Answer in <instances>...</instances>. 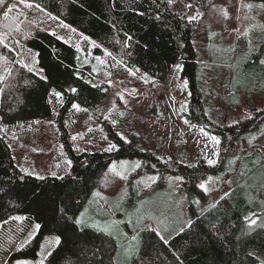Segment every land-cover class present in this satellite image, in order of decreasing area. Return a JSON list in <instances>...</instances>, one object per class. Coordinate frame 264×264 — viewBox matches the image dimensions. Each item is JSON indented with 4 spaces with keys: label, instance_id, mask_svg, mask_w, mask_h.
<instances>
[{
    "label": "trees",
    "instance_id": "trees-1",
    "mask_svg": "<svg viewBox=\"0 0 264 264\" xmlns=\"http://www.w3.org/2000/svg\"><path fill=\"white\" fill-rule=\"evenodd\" d=\"M184 1L191 10L199 11L212 2H222L227 7L229 25L236 20L237 0ZM7 2L19 7L10 14L18 17L15 25L11 20L0 21L5 22L0 32H12L1 33L4 42L0 44V120L11 130L19 124L50 119L56 110L60 140L72 159V172L43 179L24 174L14 163L7 139L0 134V264H11L16 258L34 259L46 235L59 237L60 244L44 258V264H116L115 237L93 226L86 225L81 231L69 219L77 217L94 190L112 191L117 179L109 171L112 161L139 159L140 166L133 176L157 173L156 186L162 184L167 172L180 175L181 189L190 199L203 197L200 181L207 174L217 173L222 160L215 165L200 160L190 166L176 160L163 162L142 148L135 135L128 142L115 138L117 147L111 152L74 153L64 126L65 116L74 104L96 106L107 97L110 86L105 82L93 85L95 71L83 63L79 51L49 27L33 28L37 6L94 43L95 55L116 57L156 82H163L172 67L179 64L180 77L186 79L189 89L191 119L206 125L192 44L198 21L175 12L169 0H26L31 8L17 0ZM21 23H31V32L22 44L36 54L44 79L20 64H11L9 48L18 47L13 32ZM261 59L264 43L253 56L256 67ZM261 68L264 71V65ZM256 119L264 122V110L256 114ZM209 131L226 133L218 127ZM233 138L234 135L230 139ZM258 206V202L248 201L243 187L236 186L202 212L190 208L189 224L169 239H161L149 227L141 230L139 249L128 264H261L251 251L264 257V227L256 224L250 228L248 218L252 217L247 215ZM18 214L24 219L13 218ZM33 222L40 225L37 234L17 250L19 239Z\"/></svg>",
    "mask_w": 264,
    "mask_h": 264
},
{
    "label": "rangeland",
    "instance_id": "rangeland-1",
    "mask_svg": "<svg viewBox=\"0 0 264 264\" xmlns=\"http://www.w3.org/2000/svg\"><path fill=\"white\" fill-rule=\"evenodd\" d=\"M169 1L175 12L199 24L192 44L197 83L208 119L206 125H201L194 117L191 119L189 89L186 79L180 77L179 64L174 65L167 78L159 83L127 67L116 57L95 55L94 43L68 25L65 27V22L40 6H37V23L33 24V28L49 27L81 53L83 63L96 73L93 85L105 82L110 86L107 97L96 106L85 108L74 104L65 116L64 126L68 129L69 145L74 153L111 152L117 147L115 138L128 142L135 135L142 148L163 162L176 160L190 166L200 160L206 163L212 160V165L222 160L217 173L207 174L200 181L199 184L204 185L201 188L203 197L190 199L181 189L180 175L167 172L162 184L156 186L157 173L133 176L140 166L139 159L112 161L109 171L117 178L110 188L112 191L94 190L77 217L84 213L87 226L114 225L112 236L118 242L116 264H127L125 251L132 254L138 251L141 230L149 227L159 232L163 240L169 239L189 224L190 208L202 212L236 186L244 188L249 202L260 204L247 215L264 227V122L256 119V114L264 110V71L261 68L264 59L259 60L258 67L253 61L254 54L264 43V8L260 7L264 3L237 0L236 20L230 26L227 7L222 2H212L199 11L191 10L184 0ZM249 4L251 8L247 7ZM12 5L19 7L6 3V6ZM5 11L6 7L0 8V21ZM4 23L0 22L2 31ZM30 24H17L19 30L15 28L13 32L18 47L9 48L11 64L27 65L25 69L31 68V72L44 77L36 54L22 44L31 32ZM1 33L12 34L9 31ZM56 97L59 101V96ZM56 115L57 111L53 110L50 119L19 124L11 130L0 120V134L7 139L14 163L24 174L46 178L72 172V159L60 140ZM211 127L221 128L226 133L210 132ZM113 166L115 171H112ZM35 225L31 223L21 236L17 250L34 239L38 232ZM55 238V235H46L34 259L16 258L11 264H40L57 245ZM251 253L260 263L264 261L262 255L253 250Z\"/></svg>",
    "mask_w": 264,
    "mask_h": 264
},
{
    "label": "snow or ice",
    "instance_id": "snow-or-ice-1",
    "mask_svg": "<svg viewBox=\"0 0 264 264\" xmlns=\"http://www.w3.org/2000/svg\"><path fill=\"white\" fill-rule=\"evenodd\" d=\"M19 2L23 3L24 4V7L25 8H31L32 7V4L30 3H27L26 0H19ZM0 7H6V11L3 13V18L7 21V20H11L12 23L15 25V22L16 20L18 19V17H13L11 16L10 14L15 10V7L16 5H12V6H6L5 4V0H0ZM190 7V5H189ZM248 8H251L252 5L249 4L247 5ZM261 8H264V4L260 5ZM65 27H67V25H65ZM16 29L19 30V26L16 25ZM74 31V30H73ZM130 39V38H129ZM3 36L0 35V44H3ZM5 47H7V45H5ZM24 67H27V65H24ZM28 71L31 72L32 69L31 68H28ZM42 79H44V77H41ZM55 95L59 96L58 93H56ZM211 139L215 142V143H219V141L215 138V137H211ZM114 147V146H112ZM109 151L111 150V147L108 149ZM209 164H212L213 161L212 160H209L208 161ZM112 171H115V166H113V169ZM27 174V173H26ZM53 175H55V173H53ZM117 175H119V173H117ZM38 179H43V177H37ZM201 188H204V185H200ZM205 191H207V189H205ZM94 195L98 196L99 193H95ZM14 219H17V220H22L24 219L23 217H15ZM72 222L73 225H75V227H77L78 229H80L81 231H83L84 227L86 226V222L84 220V213H81V215L79 217H70L69 218ZM249 219V224L248 226L251 228L253 226H255L257 224V221L255 219H252V218H248ZM114 225H108L106 227H103V228H100L99 226H96V230L100 231V232H103L107 235H112V229H113ZM35 228L36 229H39L40 228V225L37 224L35 225ZM158 236H160L161 239H164V237L159 233L157 232L156 233ZM55 243L57 245L60 244V238L57 237L55 238ZM52 253L51 252H48L47 255L50 256ZM41 255L43 256L44 255V252H43V248H42V252H41ZM40 264H44V260L41 259L40 261ZM261 264H264V261L261 262Z\"/></svg>",
    "mask_w": 264,
    "mask_h": 264
},
{
    "label": "crops",
    "instance_id": "crops-1",
    "mask_svg": "<svg viewBox=\"0 0 264 264\" xmlns=\"http://www.w3.org/2000/svg\"><path fill=\"white\" fill-rule=\"evenodd\" d=\"M126 253H125V261H126V263L128 264L129 263V260H130V258L133 256V254L132 253H128L127 251H125ZM128 254V255H127Z\"/></svg>",
    "mask_w": 264,
    "mask_h": 264
}]
</instances>
